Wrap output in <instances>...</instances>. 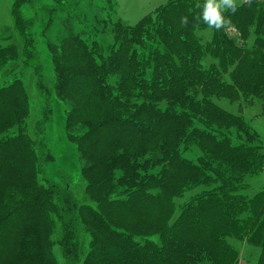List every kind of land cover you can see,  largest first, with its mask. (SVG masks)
Instances as JSON below:
<instances>
[{
	"label": "trees",
	"instance_id": "16d2710c",
	"mask_svg": "<svg viewBox=\"0 0 264 264\" xmlns=\"http://www.w3.org/2000/svg\"><path fill=\"white\" fill-rule=\"evenodd\" d=\"M78 1L52 0L43 30L66 8L46 47L84 186L44 175L53 157L28 135L22 82L1 86L0 264H238L234 240L264 264V185L249 195L245 182L264 143L241 112L258 102L264 117V0H237L220 30L199 19L204 0H168L133 25L112 16L115 0H91L105 17L89 36L72 26ZM34 2L11 10L28 58L37 16L21 9ZM4 40L0 70L17 58Z\"/></svg>",
	"mask_w": 264,
	"mask_h": 264
},
{
	"label": "rangeland",
	"instance_id": "374dc122",
	"mask_svg": "<svg viewBox=\"0 0 264 264\" xmlns=\"http://www.w3.org/2000/svg\"><path fill=\"white\" fill-rule=\"evenodd\" d=\"M167 1L115 0L116 4L112 16L127 25H133L144 15ZM14 2L15 0H0V45L7 43L4 39L10 36L9 42L16 46L17 51V58L0 70V87L7 85L14 78L21 80L29 101V115L26 119L28 135L32 139L38 136L37 139L43 141L46 149L53 157L52 161L45 165L44 175L57 183L60 182V176L64 175L71 180L73 186L82 189L84 182L80 176L81 162L75 145L68 140L66 135L65 112L67 107L55 96L52 89L54 77L46 47L47 40L53 41L56 37L64 35V28L61 26V19L63 18L61 13L66 8L55 7L57 9V13L53 15L55 19H53L52 26L45 32L43 29L49 18L50 10L54 7L52 0H35L33 8L30 4V8H28L26 3L22 6L21 16L24 18V23L29 17L37 16L32 26H26L25 32L28 36L32 35L33 40L30 48H34V54L28 58L27 55L24 56V47L26 46L14 27V19L11 13ZM68 6L69 8L72 7L71 5ZM102 8V1L79 0L75 7L69 9L77 13V17L72 20L74 30L82 31L84 34L88 33L89 36L92 35V27L101 28L99 21L105 17ZM228 32L231 36L237 35L233 29H229ZM209 35L210 32H206V36ZM99 38L104 40L106 36ZM39 74L43 78V83L47 85L45 89H48L43 92H41L38 84ZM221 105L237 113L235 106L225 103H221ZM241 112L250 121L253 129L262 137L264 143V117L261 114L259 103L255 102L251 107H242ZM245 182L249 186L248 194L256 193L264 185V169L257 175L248 176ZM232 243L238 250L239 259L255 264L259 254L258 248L236 240ZM53 251L59 260V248L55 247Z\"/></svg>",
	"mask_w": 264,
	"mask_h": 264
},
{
	"label": "clouds",
	"instance_id": "9594fccd",
	"mask_svg": "<svg viewBox=\"0 0 264 264\" xmlns=\"http://www.w3.org/2000/svg\"><path fill=\"white\" fill-rule=\"evenodd\" d=\"M226 10L234 14L237 10V0H204L199 19H202L209 28L220 30L230 23L224 16ZM187 22V17L181 18L182 25H187Z\"/></svg>",
	"mask_w": 264,
	"mask_h": 264
},
{
	"label": "crops",
	"instance_id": "0c3cea01",
	"mask_svg": "<svg viewBox=\"0 0 264 264\" xmlns=\"http://www.w3.org/2000/svg\"><path fill=\"white\" fill-rule=\"evenodd\" d=\"M238 264H253V263H250V262L243 260V259H239Z\"/></svg>",
	"mask_w": 264,
	"mask_h": 264
},
{
	"label": "built area",
	"instance_id": "2783aa9c",
	"mask_svg": "<svg viewBox=\"0 0 264 264\" xmlns=\"http://www.w3.org/2000/svg\"><path fill=\"white\" fill-rule=\"evenodd\" d=\"M241 2H247L248 0H240Z\"/></svg>",
	"mask_w": 264,
	"mask_h": 264
}]
</instances>
